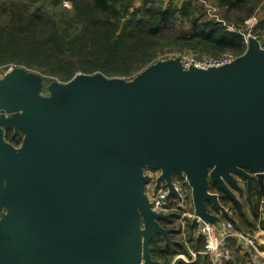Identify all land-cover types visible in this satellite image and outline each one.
I'll return each mask as SVG.
<instances>
[{
    "label": "water",
    "instance_id": "1",
    "mask_svg": "<svg viewBox=\"0 0 264 264\" xmlns=\"http://www.w3.org/2000/svg\"><path fill=\"white\" fill-rule=\"evenodd\" d=\"M15 68L0 78V264H159L149 245L172 232L152 210L146 169L190 189L196 220L226 215L216 185L238 204L239 180L264 199V50L209 69L178 58L131 80L101 73L52 81ZM20 140L18 147L5 132Z\"/></svg>",
    "mask_w": 264,
    "mask_h": 264
},
{
    "label": "trees",
    "instance_id": "2",
    "mask_svg": "<svg viewBox=\"0 0 264 264\" xmlns=\"http://www.w3.org/2000/svg\"><path fill=\"white\" fill-rule=\"evenodd\" d=\"M205 1L216 5L221 18L228 23L232 19L237 24L243 23L255 11L252 0ZM64 3L70 8L64 7ZM242 10L245 15L239 17ZM254 32L263 36L264 17ZM245 49L241 35L226 33L207 20L202 6L191 0H0V64L15 63L36 70L47 83L54 78L66 83L78 73L132 79L156 61L157 51L235 59ZM5 140L14 147L20 145L11 132L5 135ZM211 190L220 194L222 207L231 204L232 216L222 218L232 222L234 231L244 233V228L250 234L264 232V199L258 184L254 182L249 193L246 192L248 213L218 186L210 185ZM207 211L220 214L211 203H207ZM174 219L175 216L160 224L163 227ZM194 226L195 223L186 225L187 241L191 250L199 252L203 238L193 236ZM168 238L171 244L166 247L160 236L151 240L152 261L172 264L176 255L190 259L182 241ZM226 243L234 252V262L227 264H245L246 255L235 240L228 238ZM173 264L209 262L198 254L192 263Z\"/></svg>",
    "mask_w": 264,
    "mask_h": 264
},
{
    "label": "built area",
    "instance_id": "3",
    "mask_svg": "<svg viewBox=\"0 0 264 264\" xmlns=\"http://www.w3.org/2000/svg\"><path fill=\"white\" fill-rule=\"evenodd\" d=\"M191 1H196L202 6L204 17L207 20L219 25L226 33L238 34L231 25L227 24L226 21L221 18L216 6L209 4L205 0ZM176 58L180 60V63L184 69H188L189 67H194L197 69H209L212 67L223 66L234 60V58L204 59L192 56H183L173 52H165L157 57V61ZM2 75V67H0V78ZM159 175V171H157V173L154 175L150 173L147 174L149 182L145 186V194L148 197L152 210L163 215L181 212L182 218L184 220H186L185 217H187L188 219L192 220V223H195L193 236H199L203 238L202 250L199 252L193 251L189 248L190 243L187 241L186 227L184 230L181 229L179 232L181 235L180 238L188 249L190 259H187L183 255H176L172 260V264L175 261L192 263L198 254L205 256L209 264H227L228 262H234V252L227 246L226 243L228 238H233L237 246L241 248V253L246 255L245 264H264V251L262 250L259 241L254 235L252 236L242 232L234 231L233 224L230 220H226L221 226V229H216L212 225L196 220L195 214L189 213V211L186 209L188 202H191L192 204L191 194H188V190L183 186L182 182L179 180H172V184L177 196L168 197V190L164 186V183H161L159 187L156 188L155 178ZM182 227L184 228V226Z\"/></svg>",
    "mask_w": 264,
    "mask_h": 264
},
{
    "label": "rangeland",
    "instance_id": "4",
    "mask_svg": "<svg viewBox=\"0 0 264 264\" xmlns=\"http://www.w3.org/2000/svg\"><path fill=\"white\" fill-rule=\"evenodd\" d=\"M252 2L255 5V11H254V13H253V15L251 17L246 18L243 23H239V24L235 23V21H233V19H232L231 23L230 22L229 23L226 22V23L231 25L232 28L236 31V33L240 34L243 37L245 46H246L247 40L252 38V39L256 40L259 43L260 47L264 50V34H263V36L259 37L258 33L254 32V28L256 27L257 23L264 17V0H252ZM209 4H211V3H209ZM211 5H213V4H211ZM213 6H216V5H213ZM64 7L70 8V5L68 3H64ZM238 14H239V17L240 16L243 17L245 15V12L242 10V11L238 12ZM163 53H164L163 51H159V52L157 51L156 52V55H155L156 58L154 57L156 59L155 62H157V57H159ZM175 53L179 54V55H183V56H192V57H196V58L207 59V56H205V55H201V56L197 57V56H195L196 54L194 55V54H192L190 52H183L181 54L179 52H175ZM226 57H228V56H226ZM0 67H2V74L3 75L6 74L7 72H9L10 70L15 69V68H22V69H24V70H26L28 72H33V73L40 74L36 70L28 69V68H26V67H24L22 65H18V64H15V63L0 64ZM41 76L44 77V75H41ZM108 78H110V77H108ZM111 78H120V79H124L126 81L131 79L129 77H118V76L117 77H111ZM53 81H57V82L63 84V82H61V81H59L58 79H55V78H54ZM50 83L45 82L44 79H43V89L40 92V94L42 96H47L48 95L47 86ZM239 181H240L239 185H241V187H242V185H243L242 183L243 182L241 180H239ZM241 189H242L241 194H238L237 192H234V194L236 196V199L238 200V205L241 206L248 213V208H247L248 196H247V193L245 192V187L243 186ZM214 192L215 191H212V190L210 191L211 194H214V195L217 196L218 201H219V195L220 194L217 193V192H215V193ZM188 194H190L189 190H188ZM219 204H220V202H219ZM230 206H231V204H227L225 208L223 207L224 211L226 212V215L228 217L232 216V211L229 209ZM186 209L189 211V213H194L193 205L191 204V202H188V204L186 205ZM2 213H4V211L3 212L0 211V217L2 216ZM210 214L216 220V221L212 222L211 225L214 226L216 229H221V226L225 223V221L222 218L223 215H221V214L217 215V214H212V213H210ZM175 215H176L175 219L171 222V224L163 225V227L172 231L169 234V236H171L173 238V242H179V241H181V238H180L181 235L179 234V232L181 231V229L184 230L187 224L192 223L191 222L192 220L188 219L187 217H185L186 220H184L182 218V213L181 212L180 213H176ZM182 226H184V228ZM242 231H244V234H248V235H252L253 236V234H250L247 229L242 228Z\"/></svg>",
    "mask_w": 264,
    "mask_h": 264
},
{
    "label": "flooded vegetation",
    "instance_id": "5",
    "mask_svg": "<svg viewBox=\"0 0 264 264\" xmlns=\"http://www.w3.org/2000/svg\"><path fill=\"white\" fill-rule=\"evenodd\" d=\"M8 132H11V131H7V132H5V135L8 134ZM145 171H146V172H145ZM145 171H144L145 174L150 173V174L154 175V174L157 173V171H155V170H150V169L145 170ZM147 172H148V173H147ZM158 177H159V176H157V177L155 178V184H156V180H157ZM172 180H179V181H181L182 184H183V186H184L187 190L190 191V189H189L187 183H186L185 181H182L180 178H178L177 175H172ZM148 182H149V181H148ZM245 192H246V189H245ZM2 212H3V211H2ZM175 214H176V213H174L173 215L176 216Z\"/></svg>",
    "mask_w": 264,
    "mask_h": 264
},
{
    "label": "crops",
    "instance_id": "6",
    "mask_svg": "<svg viewBox=\"0 0 264 264\" xmlns=\"http://www.w3.org/2000/svg\"><path fill=\"white\" fill-rule=\"evenodd\" d=\"M242 184H243L242 187L243 186L245 187V183L243 182ZM253 235L257 238V240L259 241V243H260V245L262 247V250L264 251V232L263 231H255L253 233Z\"/></svg>",
    "mask_w": 264,
    "mask_h": 264
}]
</instances>
